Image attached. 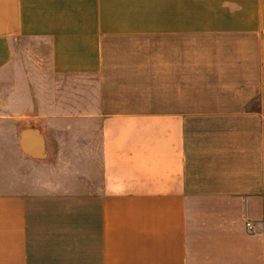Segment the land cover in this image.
I'll use <instances>...</instances> for the list:
<instances>
[{"label":"crops","instance_id":"crops-1","mask_svg":"<svg viewBox=\"0 0 264 264\" xmlns=\"http://www.w3.org/2000/svg\"><path fill=\"white\" fill-rule=\"evenodd\" d=\"M0 264H264V0H0Z\"/></svg>","mask_w":264,"mask_h":264},{"label":"rangeland","instance_id":"rangeland-1","mask_svg":"<svg viewBox=\"0 0 264 264\" xmlns=\"http://www.w3.org/2000/svg\"><path fill=\"white\" fill-rule=\"evenodd\" d=\"M30 44L32 45V43ZM66 78L67 77L65 76L63 77V76L56 75L55 73H53L48 65L47 59L43 58V64L41 65L38 64L33 69L32 80L30 81V89L33 93H37L40 91L60 88V84H65V82L62 83V81L66 80ZM42 95H43V99L45 100L49 101L50 99H53L46 94H42ZM34 96H36L34 100L37 101L38 100L37 94H34ZM76 139H78V137L74 139L72 135L68 137L67 139L68 145L64 147L63 154H62L65 159H69L71 157L72 154L69 153L68 150L71 149L72 144H74V140ZM94 144L95 145L98 144V138H95Z\"/></svg>","mask_w":264,"mask_h":264},{"label":"built area","instance_id":"built-area-1","mask_svg":"<svg viewBox=\"0 0 264 264\" xmlns=\"http://www.w3.org/2000/svg\"><path fill=\"white\" fill-rule=\"evenodd\" d=\"M247 225L251 227V223L250 222H248Z\"/></svg>","mask_w":264,"mask_h":264}]
</instances>
